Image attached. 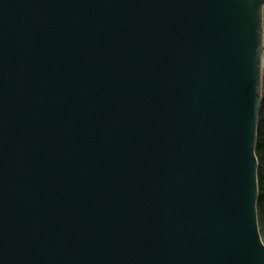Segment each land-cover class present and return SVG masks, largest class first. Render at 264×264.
<instances>
[{
    "label": "water",
    "instance_id": "95a60500",
    "mask_svg": "<svg viewBox=\"0 0 264 264\" xmlns=\"http://www.w3.org/2000/svg\"><path fill=\"white\" fill-rule=\"evenodd\" d=\"M264 0H0V264H264Z\"/></svg>",
    "mask_w": 264,
    "mask_h": 264
},
{
    "label": "rangeland",
    "instance_id": "374dc122",
    "mask_svg": "<svg viewBox=\"0 0 264 264\" xmlns=\"http://www.w3.org/2000/svg\"><path fill=\"white\" fill-rule=\"evenodd\" d=\"M263 26H264V21H263ZM258 131L263 133V138H264V65H263V73H262V102L259 111ZM258 141L259 140L257 136V142ZM256 156L258 158V172L259 170L264 171V162L261 161V157L263 156V154L259 153L256 150ZM257 216H258V226H259L260 235L264 243V208L263 209L257 208Z\"/></svg>",
    "mask_w": 264,
    "mask_h": 264
},
{
    "label": "trees",
    "instance_id": "16d2710c",
    "mask_svg": "<svg viewBox=\"0 0 264 264\" xmlns=\"http://www.w3.org/2000/svg\"><path fill=\"white\" fill-rule=\"evenodd\" d=\"M258 142L256 145V150L259 153H262L263 156L261 157V161L264 162V138L263 133L258 131ZM258 188H259V195L257 201V208L263 209L264 208V171L259 170L258 172Z\"/></svg>",
    "mask_w": 264,
    "mask_h": 264
}]
</instances>
